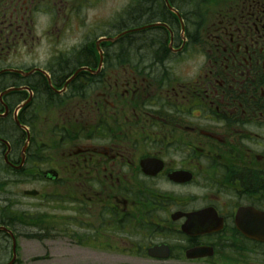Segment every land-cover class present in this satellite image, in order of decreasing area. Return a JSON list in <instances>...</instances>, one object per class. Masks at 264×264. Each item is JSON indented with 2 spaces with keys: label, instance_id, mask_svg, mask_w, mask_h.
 <instances>
[{
  "label": "flooded vegetation",
  "instance_id": "obj_1",
  "mask_svg": "<svg viewBox=\"0 0 264 264\" xmlns=\"http://www.w3.org/2000/svg\"><path fill=\"white\" fill-rule=\"evenodd\" d=\"M105 2L0 0V249L264 264V0Z\"/></svg>",
  "mask_w": 264,
  "mask_h": 264
},
{
  "label": "rangeland",
  "instance_id": "obj_2",
  "mask_svg": "<svg viewBox=\"0 0 264 264\" xmlns=\"http://www.w3.org/2000/svg\"><path fill=\"white\" fill-rule=\"evenodd\" d=\"M129 0H127V3ZM120 3V2H119ZM105 4L107 6L113 4L112 0H106ZM113 7V6H111ZM88 13L89 16H92L94 13V10H89ZM25 186H12L10 187V190L12 191V197H14V203L12 205L15 210L18 212L22 210L23 208H31L32 212H35L38 210V203L39 200L36 199H23L19 192L24 188ZM1 190V189H0ZM7 192V189L4 192H0V200L1 197H3ZM0 203V214L1 208L3 207ZM56 205H48L46 206L47 212H59L58 209L54 208ZM8 211V210H7ZM6 211V212H7ZM18 244V251H17V262L15 264H49L52 260V258H60L65 257L67 259V262L70 264H86V250H82L83 248H79L74 245L73 242H71L70 250L63 254H56L55 252L52 253L50 251L49 257L44 260L34 261L36 257H41L42 255L46 254V245L44 243L30 241L28 243H24L23 240L20 238L17 239ZM51 248V246H49ZM10 251L6 249H0V264L3 262H6L10 258ZM234 258H239L237 255L233 256ZM239 260L242 263V259L239 258ZM249 263V261H248ZM247 263V264H248ZM151 264H207L204 262H191V263H184V262H176L175 260H164L163 262H151Z\"/></svg>",
  "mask_w": 264,
  "mask_h": 264
},
{
  "label": "clouds",
  "instance_id": "obj_3",
  "mask_svg": "<svg viewBox=\"0 0 264 264\" xmlns=\"http://www.w3.org/2000/svg\"><path fill=\"white\" fill-rule=\"evenodd\" d=\"M127 5V0H120V3L116 6L115 11L116 12H122L124 8ZM83 43V38L81 37L80 40H74L72 41V44H80ZM70 47V46H69ZM206 62V56L203 55V53H198L195 61L191 65L189 74L192 78H195L196 75L199 74V72L202 70L204 64Z\"/></svg>",
  "mask_w": 264,
  "mask_h": 264
},
{
  "label": "water",
  "instance_id": "obj_4",
  "mask_svg": "<svg viewBox=\"0 0 264 264\" xmlns=\"http://www.w3.org/2000/svg\"><path fill=\"white\" fill-rule=\"evenodd\" d=\"M28 193H32V192H28ZM194 229H196L195 231H197V232L202 231L201 228H194ZM163 248L164 247H162V248H153V249L150 250V254L151 255H156V256H165L164 253L163 254H157V251H159V250L162 253ZM13 251H15V250L13 249ZM210 253L211 252L206 251L204 249V247H195V248L189 249L187 251V255H189L190 257H198V256H203L205 254H210ZM14 258H15V255H14L13 259L8 264L13 263Z\"/></svg>",
  "mask_w": 264,
  "mask_h": 264
},
{
  "label": "trees",
  "instance_id": "obj_5",
  "mask_svg": "<svg viewBox=\"0 0 264 264\" xmlns=\"http://www.w3.org/2000/svg\"><path fill=\"white\" fill-rule=\"evenodd\" d=\"M1 209L3 210V207Z\"/></svg>",
  "mask_w": 264,
  "mask_h": 264
},
{
  "label": "bare ground",
  "instance_id": "obj_6",
  "mask_svg": "<svg viewBox=\"0 0 264 264\" xmlns=\"http://www.w3.org/2000/svg\"><path fill=\"white\" fill-rule=\"evenodd\" d=\"M143 4H144V2H143ZM11 232V231H10Z\"/></svg>",
  "mask_w": 264,
  "mask_h": 264
}]
</instances>
